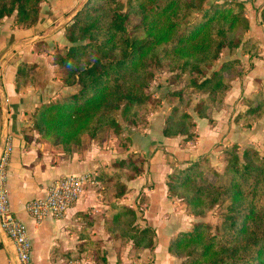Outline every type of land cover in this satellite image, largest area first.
<instances>
[{
  "label": "trees",
  "instance_id": "obj_1",
  "mask_svg": "<svg viewBox=\"0 0 264 264\" xmlns=\"http://www.w3.org/2000/svg\"><path fill=\"white\" fill-rule=\"evenodd\" d=\"M42 1L0 0V19L14 14L13 26H31L37 22ZM204 2L87 0L65 27L66 50L52 54L63 73L62 82L77 89L41 104L33 114L34 128L65 152L80 145L84 134L93 138L104 127L118 130L116 113L135 112L148 100L152 67L161 61L177 66L189 78L203 76L189 82L197 93L206 94L191 107L196 117L210 119L219 95L229 87L226 76L240 74L242 69L238 59L221 62L209 76L205 68L214 66L222 49L239 46L235 30L248 24L242 0H225L203 9ZM197 10H202L201 16L189 21ZM130 15L136 17L139 36L126 27ZM27 68L19 64L17 88ZM172 94L179 98V107L190 105L183 91ZM178 105L165 118L162 134L185 136L189 141L195 136L190 131L195 122L189 112H179ZM247 105L238 117L263 114L264 93L250 97ZM118 166L128 168L133 176L142 174V167L132 161H120ZM226 171L230 177L222 185L206 179L196 163L167 176L168 194L184 200L194 215L227 203L217 231L200 221L170 238L168 251L181 257L179 264H264V157L252 148H245L241 157L230 151ZM135 218L133 209L121 207L108 228L130 239L136 248H153L154 231L148 226L138 228Z\"/></svg>",
  "mask_w": 264,
  "mask_h": 264
},
{
  "label": "crops",
  "instance_id": "obj_2",
  "mask_svg": "<svg viewBox=\"0 0 264 264\" xmlns=\"http://www.w3.org/2000/svg\"><path fill=\"white\" fill-rule=\"evenodd\" d=\"M81 4V0H44L37 22L31 26L6 24L5 18L10 20L13 15L0 20V151L9 137L13 146L8 167L12 209L27 227L32 264H61L69 257L80 258L83 264H174L168 242L175 231L186 227L188 216L175 210L180 203L167 193L165 176L170 167L163 176L160 174V167L165 164L160 150L151 156L155 161L149 162V173L127 179L123 177L125 169L116 166L125 158L126 147L122 144L111 140L99 143L94 139L65 152L39 138L30 128L29 115L39 103L60 97L68 88L54 85L61 80L53 79L58 66L53 63L52 53L66 41L65 27ZM244 6L248 22L244 36L249 40L237 48L240 56L230 57L238 58L242 64L241 77L232 80L229 90L212 108L211 119L194 115L195 136L189 141L184 136L165 137L161 111L151 114L146 133H140L148 141L147 154L157 144H163L178 161L190 162L213 152L216 143L232 139L238 133L252 135L255 128L246 125L247 118H251L249 124L264 119V114L238 117L239 111L248 107L243 100L264 92V20L261 19L264 0H245ZM21 63L34 65V74L33 79L29 77L17 88L16 73ZM131 130V135L136 133L139 137L138 131ZM259 133L262 135L264 131ZM131 135L127 148L132 146ZM81 172L94 173L97 178L62 217L36 221L28 214L26 202L44 197L54 178ZM118 180L124 185L116 186ZM146 180L153 183L147 185ZM140 189L146 202L142 215L137 206ZM121 207L136 212L134 224L154 229L153 248H136L130 239L108 228V221ZM0 264H18L14 245L1 230Z\"/></svg>",
  "mask_w": 264,
  "mask_h": 264
},
{
  "label": "rangeland",
  "instance_id": "obj_3",
  "mask_svg": "<svg viewBox=\"0 0 264 264\" xmlns=\"http://www.w3.org/2000/svg\"><path fill=\"white\" fill-rule=\"evenodd\" d=\"M81 1H82V4L79 6V8L76 10V12L84 6V4L86 3L87 0H81ZM123 1H124V3L126 2V0H123ZM223 1H225V0H205V2L203 4V9L207 8L208 5H213L216 3H222ZM226 1H228V0H226ZM242 1H243V6H244L245 0H242ZM42 3H43V1L40 4V9H41ZM126 9H127V6L124 5L123 11H125ZM263 10H264V8H263ZM201 11L202 10L194 11L191 14V16L189 17V21L197 20L201 16ZM245 13H246V10H245V6H244V16H245ZM12 15H13V18L12 17L9 18L10 20H7V18H5V20H4L6 24L9 22L10 26H13L14 14H12ZM73 17H72V19H73ZM245 18H246V16H245ZM72 19H71V21H72ZM261 19L264 20V13H262ZM246 20H247V18H246ZM135 23H136V17H134L133 15H130L129 20L127 21L126 27H127L130 34L139 36V35H141V30H139L138 28H136L134 26ZM247 24H248V22H247ZM247 28H248V26H247ZM247 28L239 26L235 30V34L239 38L240 44L242 42H245L246 40H249V39L245 40V36H244V32L246 31ZM240 44H239V46H240ZM61 45L62 46L59 48L56 47V49H54V52L57 49H59L61 51L66 50V47L69 45V42L66 39V41L63 42ZM237 48L234 50H230L228 48L222 49V51L219 55V58L214 63V66L210 67V68H205V71H204L205 76H209L211 71L214 69V67L219 65L221 62L229 60V59H238V58H230V57L240 56V54H238L239 49H237ZM32 66L34 67V65H32ZM32 66L31 67L29 66L27 68L26 74L23 75V77L20 79V81L22 83H25L29 77H30V79H33L34 69ZM241 69H242V71L240 74H234V75L226 76V82L229 85V87L225 90L224 94L219 95V98L222 99L223 96L226 94L227 90H229V88L232 85V83H231L232 80H234L237 77H241V74L243 73L242 64H241ZM56 72L57 73L54 74L55 77H53V79H56L58 77V78H60L61 83L59 82V83L54 84V85L59 87L60 89H63L61 87L67 86L62 82L63 73L61 72L59 67H58V70ZM193 77L197 81H200L203 78L202 75L193 76ZM194 78L187 77L184 72H181L180 69L177 68V66H174V67L169 66L168 61H161L159 63L156 62L155 64H153L152 77H151V79L149 81V85L146 89V93L149 95L148 100L142 106H140L135 112L131 111L130 113H122V111L119 110L116 113V119H117V122L119 123V129L118 130H114L113 128L104 127L93 138L88 137L87 135L84 134L82 136L80 145L74 146L73 148L81 147V146L85 145V143L87 141L94 140V139L96 142H99V143H101L102 141H107V140H111L112 142H116V143L118 142V143L122 144L124 147H126V149H125L126 151L124 153L125 158L120 160V161L124 160V161L134 162L136 166L142 167V174L143 173H146V174L149 173V170H148L149 162L155 161V158H154V160H151V158H152L151 156H153V154H155L156 152L161 151L162 162L164 160V163H165L164 166H161L160 170H159L160 174L162 176H163L165 170H168L169 167H170V170L167 173L170 174L173 171H176L178 169H183L188 165H192V164L196 163L197 166L199 167V170L202 171V173L206 179H208L209 181H211L213 183H216L217 185L225 184L227 182L228 178L230 177V174L226 171V165H227V162L229 159L230 151H237V153L241 157L242 152L245 148H252L258 152L259 156L264 157V133H262V135H260V133H259L260 131H264V119H262L260 122H258L256 120L257 121V122L255 121L256 123L252 122V124H249L248 121L251 118H247L245 120L246 125H249V126L252 125L255 128L254 133L252 135L238 133V135H236L232 139H228L227 141H224L223 143H216L212 147L213 152L202 154V155L198 156L195 160L190 161V162L178 161L176 159V157L170 151H167L165 149L166 146L163 144H157L155 146L154 150L152 152H150L149 154H147L146 147H148V141L144 140L143 137L141 136L142 134H140V133H144V134L146 133L147 128H148L147 125L150 121L149 117L151 114H153L155 112L161 111L162 125H163L165 118L171 112L172 108L179 104V98L176 95L172 94L173 92H177V91H183L185 96H189V102H191L190 105L187 103L181 105L180 107L178 105L179 112H182V111L189 112L193 116V119L195 122L196 118L194 116L195 114H194L191 106L198 99V97H205L206 94L197 93L193 88H191L192 86H189L190 85L189 82ZM37 79H38V77H37ZM59 88H58V90H59ZM259 88H260V86H258L256 90H259ZM76 89H77L76 86H68V88H66V91L64 93L60 94V97H58L56 99H51V97H50V99L48 98V100L54 101V100L62 99L64 97L68 96L69 94L73 93ZM238 99H239V97H238ZM254 99H255V97H254ZM48 100H45L44 102L39 103V105L35 108V110L30 113V115H29L30 128L37 132L39 138H44V139L48 140L52 146H59L62 148L61 145L54 144L50 138H46V137L41 136V134L33 126V114H34V112L36 111V109L41 104L49 102ZM248 100H243V101H244V103L245 102L247 103ZM239 113H242V112L239 111ZM210 119H211V116H210ZM131 128L133 130L135 129L134 130L135 132L138 131L137 133L139 134V137H136V133H134V135H131L132 134ZM190 131H192V132L194 131L193 126L191 127ZM130 135L133 136L132 146L131 147L128 146V148H127V146H126L127 143H128V145L131 143ZM27 136L30 137L29 135H27ZM152 136H154V140H156L157 137H155V135H152ZM184 140H185V136H184ZM180 144H181V142H180ZM127 149H128V152H127ZM158 150H160V151H158ZM120 161H118V163ZM118 163L116 164V166H118ZM121 168H124V167H121ZM124 169H125V171L123 172V177L129 179L131 177L132 173L130 172V170L128 168H124ZM84 173H88L90 176V179L84 185V189H85L88 185L94 183L93 182L94 178H97V175L94 173H91V172H81V173H77V174H84ZM168 175L165 176V184H166V180H167ZM132 177H135V175L134 176L132 175ZM146 179H147V176H146ZM152 183H153V181L149 180V182H148V180H146L147 185H151ZM120 185L123 186L124 184L118 180L116 183V186L120 187ZM166 187H167V185H166ZM169 196L173 201L180 203L177 206H175V208H177L175 210L177 212H179V211L182 213L184 212L189 217V218L188 217L186 218L188 221V224L186 225V227L184 229L179 228L177 231H175V233L172 236H174L175 234H177L181 231L190 230L196 222H200V221L208 223L211 226V231H213V232L217 231V226L222 219V213L225 212V206L227 204L226 202L223 204H220V205L213 206L211 209L206 210L202 215H194L193 213H191L187 203L184 200L179 199V198L175 197L174 195L173 196L169 195ZM137 200L139 202L137 205V206H139L138 212H140L142 215L144 212V207L146 206L145 196L142 193V189H140V191L137 193ZM137 227L140 228L139 225H137ZM143 227H145V226H143ZM150 228L154 231V229L152 227H150ZM154 235H155V231H154ZM154 242H155V239H154ZM173 257H174V264H179L181 261V257L174 256V255H173Z\"/></svg>",
  "mask_w": 264,
  "mask_h": 264
},
{
  "label": "built area",
  "instance_id": "obj_4",
  "mask_svg": "<svg viewBox=\"0 0 264 264\" xmlns=\"http://www.w3.org/2000/svg\"><path fill=\"white\" fill-rule=\"evenodd\" d=\"M12 143L6 138L0 151V230L14 245L18 264H32V243L23 221L12 209L8 188V167ZM90 179L88 173L67 174L54 178L47 187L44 197L32 198L26 202L28 214L36 221L47 217H62L66 210L78 200ZM61 264H83L80 258L69 257Z\"/></svg>",
  "mask_w": 264,
  "mask_h": 264
},
{
  "label": "water",
  "instance_id": "obj_5",
  "mask_svg": "<svg viewBox=\"0 0 264 264\" xmlns=\"http://www.w3.org/2000/svg\"><path fill=\"white\" fill-rule=\"evenodd\" d=\"M75 15V14H74Z\"/></svg>",
  "mask_w": 264,
  "mask_h": 264
}]
</instances>
